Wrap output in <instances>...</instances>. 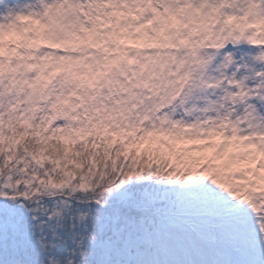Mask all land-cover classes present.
I'll return each mask as SVG.
<instances>
[{
    "label": "snow or ice",
    "instance_id": "obj_1",
    "mask_svg": "<svg viewBox=\"0 0 264 264\" xmlns=\"http://www.w3.org/2000/svg\"><path fill=\"white\" fill-rule=\"evenodd\" d=\"M0 264H264V0H0Z\"/></svg>",
    "mask_w": 264,
    "mask_h": 264
}]
</instances>
